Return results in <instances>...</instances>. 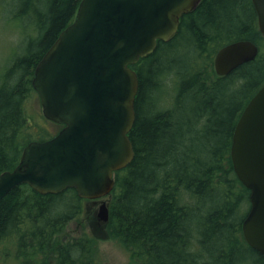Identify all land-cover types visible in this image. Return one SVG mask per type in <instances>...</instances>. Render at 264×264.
I'll use <instances>...</instances> for the list:
<instances>
[{
    "label": "trees",
    "instance_id": "16d2710c",
    "mask_svg": "<svg viewBox=\"0 0 264 264\" xmlns=\"http://www.w3.org/2000/svg\"><path fill=\"white\" fill-rule=\"evenodd\" d=\"M16 2L19 9L11 13L30 17L34 33L0 79V175L18 166L29 143L47 141L64 127L52 121L54 132L38 127L25 107L36 66L74 21L81 0L0 5ZM240 40L256 43L259 55L218 76V51ZM131 67L139 78L129 134L135 155L115 172L109 222L93 213V233L68 240L67 227L89 214L90 200L74 188L43 194L22 184L0 201V245L14 242L24 263L95 264L99 227L141 264H240L252 257L264 264L243 235L250 190L231 159L237 122L264 85V35L252 0H202L181 17L175 36Z\"/></svg>",
    "mask_w": 264,
    "mask_h": 264
},
{
    "label": "water",
    "instance_id": "95a60500",
    "mask_svg": "<svg viewBox=\"0 0 264 264\" xmlns=\"http://www.w3.org/2000/svg\"><path fill=\"white\" fill-rule=\"evenodd\" d=\"M201 1L81 0L32 81L44 117L64 127L47 141L29 143L18 166L0 175V201L22 184L43 194L74 188L81 198L101 203L97 217L106 225L115 172L135 155L129 134L139 78L131 66L175 36L181 17ZM252 2L264 35V0ZM259 52L250 40L225 45L215 57L217 75L231 74ZM231 159L250 190L243 235L264 259V85L237 122Z\"/></svg>",
    "mask_w": 264,
    "mask_h": 264
},
{
    "label": "rangeland",
    "instance_id": "374dc122",
    "mask_svg": "<svg viewBox=\"0 0 264 264\" xmlns=\"http://www.w3.org/2000/svg\"><path fill=\"white\" fill-rule=\"evenodd\" d=\"M19 9L18 3H14L10 8L0 5V79L19 54L24 51V39L34 33L32 19L30 17L16 18L11 10L16 12ZM1 84V81H0ZM26 112L29 120L37 124L38 127L50 128L55 131L54 125L43 115L40 97L36 91H32L26 102ZM38 127L36 128L38 130ZM35 129V132L37 131ZM39 132V131H38ZM88 213H84L76 220L72 221L65 231V237L68 240L81 238L93 233L94 218L93 213L100 211L101 203L99 201H89ZM98 241V255L95 264H141L135 259L117 240L110 239L105 228H95ZM17 247L14 242H3L0 245V264H35V259L27 258L24 261L17 259ZM43 258L40 257V261ZM44 261V260H43ZM257 259L252 257L246 262L240 264H259ZM43 264H55L46 260Z\"/></svg>",
    "mask_w": 264,
    "mask_h": 264
},
{
    "label": "bare ground",
    "instance_id": "6f19581e",
    "mask_svg": "<svg viewBox=\"0 0 264 264\" xmlns=\"http://www.w3.org/2000/svg\"><path fill=\"white\" fill-rule=\"evenodd\" d=\"M16 248V247H15Z\"/></svg>",
    "mask_w": 264,
    "mask_h": 264
},
{
    "label": "flooded vegetation",
    "instance_id": "af4514ba",
    "mask_svg": "<svg viewBox=\"0 0 264 264\" xmlns=\"http://www.w3.org/2000/svg\"><path fill=\"white\" fill-rule=\"evenodd\" d=\"M98 218V217H97Z\"/></svg>",
    "mask_w": 264,
    "mask_h": 264
}]
</instances>
